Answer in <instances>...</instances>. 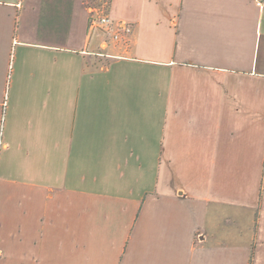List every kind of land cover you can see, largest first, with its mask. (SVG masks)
Instances as JSON below:
<instances>
[{"label":"crops","instance_id":"crops-1","mask_svg":"<svg viewBox=\"0 0 264 264\" xmlns=\"http://www.w3.org/2000/svg\"><path fill=\"white\" fill-rule=\"evenodd\" d=\"M111 16L123 54L85 0H0V264H264V8Z\"/></svg>","mask_w":264,"mask_h":264},{"label":"built area","instance_id":"built-area-1","mask_svg":"<svg viewBox=\"0 0 264 264\" xmlns=\"http://www.w3.org/2000/svg\"><path fill=\"white\" fill-rule=\"evenodd\" d=\"M258 8H264V0H251ZM85 6L89 14L88 24L90 30H99L106 37L105 47H114L122 54L131 48V38L134 27L132 24L122 21H116L111 16V0H85ZM16 43V42H15ZM119 55H104L99 53V56H107L109 58H122ZM5 107V104H4ZM5 116L0 130V150L3 148V129Z\"/></svg>","mask_w":264,"mask_h":264}]
</instances>
